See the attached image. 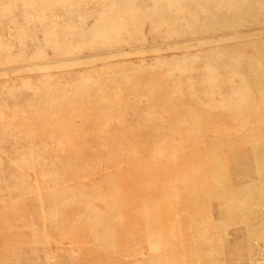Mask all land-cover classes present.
<instances>
[{
  "label": "bare ground",
  "instance_id": "6f19581e",
  "mask_svg": "<svg viewBox=\"0 0 264 264\" xmlns=\"http://www.w3.org/2000/svg\"><path fill=\"white\" fill-rule=\"evenodd\" d=\"M79 260L264 264V0H0V264Z\"/></svg>",
  "mask_w": 264,
  "mask_h": 264
},
{
  "label": "rangeland",
  "instance_id": "374dc122",
  "mask_svg": "<svg viewBox=\"0 0 264 264\" xmlns=\"http://www.w3.org/2000/svg\"><path fill=\"white\" fill-rule=\"evenodd\" d=\"M151 44V43H150ZM149 44V45H150ZM132 60L134 61V62H137V61H139V58H138V56H133L132 57ZM126 95H132V91H127L126 90ZM147 102H150V99H148V100H145V101H142V102H140V104H139V107H141V108H143L145 105H146V103ZM159 108H160V105L158 106ZM159 108H158V110H159ZM157 110V111H158ZM137 112L138 111H136V110H133V109H131L130 110V113H129V117H127L126 118V120L127 121H129V122H133V120H134V118H136L135 116H137ZM140 112V111H139ZM146 112V111H145ZM147 114H149L148 113V111H147ZM131 117H133V118H131ZM143 117V116H142ZM149 117H143V121H142V123L140 122L139 123V126L138 127H136V129L134 130V132L133 133H128V132H126V131H123V129H122V131H121V133L120 134H124V133H126L128 136H130V138H135L136 136H138V135H140L141 136V134L142 135H144L143 137V139L144 140H146V141H149V140H152V138H154V136H155V132H154V128L155 127H153L152 125L153 124H155V121L154 120H150V119H148ZM148 119V120H147ZM146 120L148 121V122H146ZM79 121V120H78ZM80 123H82L81 121H79ZM83 124H85V123H83ZM82 125V124H81ZM83 126V125H82ZM86 127V126H85ZM116 135H119V134H116ZM211 146H209L210 148H214L212 145V143L210 144ZM7 146V144L6 145H4V147H6ZM233 146L234 147H227V148H225L228 152V155H229V157H228V161L230 160V158H231V155H233V157H234V155L235 154H237V155H242V158H240V160H239V163L238 164H235V163H233V162H230V164H229V166H228V175H230L229 177L232 179V181H236V182H238L239 180L238 179H240L242 176H243V178L245 177V176H248V171H246V170H248V168L250 167V160L249 159H247V156H248V154H247V152H248V148L246 147V148H243L244 146H242V145H238V144H236V145H234L233 144ZM231 151V152H230ZM243 153V154H242ZM236 158H238V157H236ZM241 165V166H240ZM252 173H253V170H252ZM238 180V181H237ZM240 180H242V179H240ZM157 190V189H156ZM148 190H146L145 192H144V195H147L146 194V192H147ZM159 191L160 190H158L157 192L159 193ZM155 193H156V191H155ZM188 200H189V198H188ZM215 200H217V199H214V202H213V200H211L210 202H208L209 204H211L210 205V208L212 209V211H213V214L216 216V217H218V216H221L220 214L221 213H219V211H220V207H219V203L217 202V201H215ZM208 203H206V204H208ZM200 204V203H199ZM199 204H197V205H199ZM205 204V205H206ZM188 205H191V204H189V202L187 201L186 203H185V205L184 206H188ZM201 206H204V205H201ZM214 206V207H213ZM198 208H200V205L198 206ZM219 218V217H218ZM242 229V226H239L238 224L236 225V226H232L229 230H228V234L226 235L227 237H224L225 238V242H226V244H225V248L226 249H230V247L231 246H241L240 245V243H239V241H241L242 239H243V235H242V233H240V230ZM24 232H22V231H15V230H13L12 228H9V227H6V234H10V236H9V240L10 241H12L13 243H15V244H17V243H19V241H20V237L19 236H21V233L22 234H24V233H26V232H28L27 231V229H25L24 228ZM79 231V229H77V232ZM81 233H84V231H82ZM239 234H241V235H239ZM224 235V236H225ZM235 236H237V238L235 237ZM242 236V238H239V237H241ZM22 237V236H21ZM239 239V240H238ZM75 240H77V238L75 237ZM233 240V241H232ZM235 240V241H234ZM238 240V241H237ZM65 241H72V239L71 238H65ZM66 243H69V242H66ZM237 244V245H236ZM27 246V245H26ZM85 261H82V260H79V264H88V262L86 261L85 263H84Z\"/></svg>",
  "mask_w": 264,
  "mask_h": 264
}]
</instances>
